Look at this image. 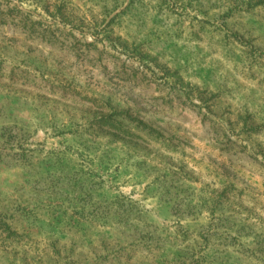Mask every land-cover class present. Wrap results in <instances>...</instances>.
Listing matches in <instances>:
<instances>
[{
  "label": "rangeland",
  "instance_id": "obj_1",
  "mask_svg": "<svg viewBox=\"0 0 264 264\" xmlns=\"http://www.w3.org/2000/svg\"><path fill=\"white\" fill-rule=\"evenodd\" d=\"M0 264H264V0H0Z\"/></svg>",
  "mask_w": 264,
  "mask_h": 264
},
{
  "label": "trees",
  "instance_id": "obj_2",
  "mask_svg": "<svg viewBox=\"0 0 264 264\" xmlns=\"http://www.w3.org/2000/svg\"><path fill=\"white\" fill-rule=\"evenodd\" d=\"M67 7H66V5H62V4H56V5H54V6H51V7H49L48 8V10H47V12H48V14L50 13V10L52 11V13H50L51 14V17H52V19H53V22H54V24L52 25V26H48V25H45L48 29H51L52 27H54V26H56L57 25V22L58 21H61V22H64L65 21V14H66V12H67V9H66ZM27 24H28V22H27ZM29 25V24H28ZM30 29H32V28H30ZM59 31V30H58ZM30 32H33V29L30 31ZM60 32V31H59ZM47 33V32H46ZM51 36H52V41L50 40V42H53V43H56V42H58V40L59 39H57L56 37H55V35L53 34H51ZM77 53L78 54H80V52L79 51H77Z\"/></svg>",
  "mask_w": 264,
  "mask_h": 264
}]
</instances>
